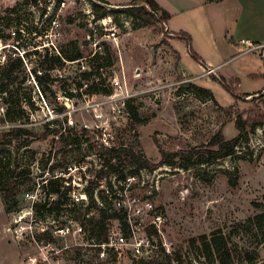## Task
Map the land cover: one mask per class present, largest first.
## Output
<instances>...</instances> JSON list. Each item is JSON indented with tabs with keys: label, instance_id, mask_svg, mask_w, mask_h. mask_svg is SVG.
<instances>
[{
	"label": "rangeland",
	"instance_id": "rangeland-1",
	"mask_svg": "<svg viewBox=\"0 0 264 264\" xmlns=\"http://www.w3.org/2000/svg\"><path fill=\"white\" fill-rule=\"evenodd\" d=\"M106 1L107 4L95 0H0V13L5 16L0 25L3 35L0 61L10 54L19 56L23 64L16 68L15 84L11 87L13 111L16 113L21 107L26 112L21 121L29 116L36 129L48 121L77 131L87 125L92 135L91 127L99 123L93 108L98 111L102 108L108 124L101 126L112 134L111 145L140 144L146 158L158 163L160 150L193 151L195 159L208 158V151L216 149L208 146L215 134L220 132L225 140L239 134L235 127L238 115L246 118L264 112V74H259L264 69V58L259 53L246 51L236 60L222 64L212 61V66L220 65L215 73L225 79L231 87L229 91L213 74L204 73L207 66L203 60L193 58L186 39L166 31L165 22L124 23L121 21L125 18L118 15V38L112 41L105 37L94 19L97 7H102L106 15L114 12L117 15L115 10L129 3V0ZM185 30L197 47L199 35L193 33L192 27ZM70 40L76 42L85 57L81 61H65L63 66L49 71L40 90L32 72L38 55L31 51L36 49L43 54L46 48L49 53L57 52V48L66 49ZM243 49L239 46L234 52ZM90 70L96 73L95 77L86 81L81 73ZM250 72L258 74L248 75ZM115 77L120 78L121 87H113ZM96 81L100 83L98 86L110 89V94L89 91L87 85ZM193 86L209 89L214 99L200 96ZM65 92L74 96L69 98ZM247 93L252 95L244 96ZM29 97L33 107L29 105ZM127 102L137 107L142 123L132 127L130 115L126 116ZM60 105L65 107L61 112ZM5 109L6 104L0 99V133L10 126L3 119ZM68 118L73 120L70 125ZM239 135L233 154L214 162L195 163L187 169L167 164L155 168L160 174L159 190L151 201L164 216L161 242L169 250L165 253L180 254L182 264H207L199 248L192 247L189 241L202 234L218 235V231L229 238L232 249L229 264H246L245 252L256 253L252 264H264V223L262 227L251 225L248 230L240 226L264 209L260 207L264 205V125L253 130L246 127V132ZM0 146L8 149L5 161L16 162L19 167L12 178L17 189L16 201L6 202L0 192V264H23L33 247L23 236L15 235V215L25 214L32 201L50 206L57 194L48 192L47 179L56 175L63 176L59 184L70 193L61 199L60 215L64 218V214L83 211L80 195L95 181L102 161L93 144L60 147L51 143L50 137L35 140L20 150L15 143ZM102 169L106 171L105 167ZM125 171L127 168L119 167L116 174ZM233 179L236 182L232 185ZM86 199L89 201L87 196ZM150 259L156 264H176L162 250ZM132 262L131 257L122 255L111 264Z\"/></svg>",
	"mask_w": 264,
	"mask_h": 264
},
{
	"label": "trees",
	"instance_id": "trees-1",
	"mask_svg": "<svg viewBox=\"0 0 264 264\" xmlns=\"http://www.w3.org/2000/svg\"><path fill=\"white\" fill-rule=\"evenodd\" d=\"M100 3L107 4L106 0H95ZM97 7V6H96ZM10 9V8H9ZM99 10H95L94 19H100L109 15H106V11L102 7H97ZM114 14V19L118 20V15H123L125 17H130L131 22L134 20L140 21L142 23L150 24V23H159V22H167L170 18V14L163 9L156 0H129V3L126 7H122L120 9H116ZM119 13V14H118ZM5 16L0 13V25L4 20ZM180 38L186 39L188 43V52L189 54L200 61V57L192 50L189 45L190 37L188 34L184 32L177 33ZM0 39H3V35L0 31ZM45 52L38 53V51L32 50V54H37L38 59L35 62V67H32V72L34 75V79L37 84L41 86L45 77H47L48 72L58 69L63 66L65 61H74L79 60L85 57L80 49L77 48L76 42L70 40L67 44L66 49H58L57 52L49 53L45 48ZM22 61L19 56L12 57L10 54L4 61H0V99L6 104V109L4 112L3 119L6 120L10 126L1 131V144L11 145L15 143L16 149L20 150L24 147L29 146L35 140H45L50 137V141L53 144H57L60 147H66L69 145H79V144H87L90 143L94 145L95 152L98 157L102 161L101 169L97 172V177L95 181H92L89 186L85 187V192L88 196L89 202L83 208V211H77V218L81 221L85 230L91 235L98 239L105 238L106 235V220L109 217L115 218L118 215L115 212H111L109 215L106 210L99 207L97 205L96 200L94 199L93 192L96 188L97 181L102 179L103 177L108 176L109 173L119 172V167L127 168L129 166H136L139 168H146L149 170H154L157 166L161 164H167L170 166H179L181 168L187 169L195 163H208L214 162L218 158L226 157L233 154L236 146L239 144V134L246 132V127H249L250 130H253L256 126L264 125V112L255 113L252 116L242 118L241 115H238L235 120V127L238 130L239 134L230 139L225 140L220 132L215 134L208 143L209 147L216 148L214 150L208 151L210 153L208 158H200L195 159V154L193 151H185V150H176L171 153H166L164 151L160 152V161L158 163H152L149 161L144 155L140 144L135 146L133 145H124L122 143L118 145H114L112 147H105L102 145H97L95 140V135H90V131L87 128L81 127L78 131L73 127H60L55 124H51V122H46L41 125L40 128H35L31 122L29 121V116L26 117V120L21 121L26 113L24 109L20 107L18 112H14V105L12 104V90L11 87L15 84V75L16 68L22 66ZM101 65H98V68ZM98 71V70H97ZM95 74L92 70L83 71L81 73L82 78L86 81L91 80V76L95 77ZM213 77L221 82L225 89L231 91V87L225 81L224 78H218L213 75ZM236 82V81H235ZM96 83V84H95ZM99 81L91 82V85H87L88 90L93 93H102V94H110V89L107 87H103ZM79 87L81 85H78ZM196 89V92L199 93L200 96L214 99L212 92L209 89H205L199 86H193ZM67 97L74 96L71 92H65ZM251 94H244V96H250ZM53 98L55 99V93H53ZM29 105L34 106L32 99L29 97ZM126 109L130 115L131 122L130 124L133 127L135 123H142L143 120L139 117L137 107H134L132 104L127 102L125 104ZM65 109L63 105H60L58 111L61 112ZM6 147V146H5ZM0 146V192L3 194V197L6 202L16 201L17 189L16 184L12 181V178L15 176V172L17 170L18 165L16 162H6L5 161V153H7L8 149ZM102 167L106 168V171L102 169ZM10 168V169H9ZM63 176H57L53 178L47 179L49 183V193L57 194L55 200L52 201L50 206H47L46 203L34 204L33 207L36 210L44 209L48 213L56 212L59 213L60 206L62 205L61 199L65 197V191L60 192L61 184L59 181H63ZM231 180V179H230ZM230 184H235L236 179L230 181ZM99 196H101L99 194ZM103 198V197H101ZM260 207H264L261 205ZM95 209L97 212V217L86 218L85 214L91 210ZM264 223V209L262 208L260 213L255 214L252 217L247 218L240 226L246 230L250 228L252 225H258L262 227ZM229 238L224 235L221 231H218V235H215V232L210 235L202 234L197 237H193L190 239V245L195 248H199L200 253L205 258L207 264H229L232 261V249L228 245ZM262 240H264V234L262 235ZM198 244V245H197ZM164 255L168 260H174L176 264H182L183 260L181 259L180 254H174L170 256L165 253V250L162 249ZM250 255L249 252H245L243 255V259L246 264H252L251 261L256 255ZM137 264H156L154 259H141L137 262ZM188 264V263H187Z\"/></svg>",
	"mask_w": 264,
	"mask_h": 264
},
{
	"label": "built area",
	"instance_id": "built-area-1",
	"mask_svg": "<svg viewBox=\"0 0 264 264\" xmlns=\"http://www.w3.org/2000/svg\"><path fill=\"white\" fill-rule=\"evenodd\" d=\"M123 17L125 19L120 20L121 22L131 21L130 17ZM97 22L105 32V37L112 41L118 38L116 20L113 15L97 19ZM241 42L245 44L248 51L258 49L264 51L263 44L245 40ZM204 73H211L217 77L213 69H207ZM112 83L114 88L121 87L118 77L113 78ZM93 111L94 118L99 122L91 127L97 145L114 146L111 145L114 140L112 134L102 130L104 126L101 125L108 124L105 121V111L102 108L99 111L93 108ZM126 116L129 117L128 111ZM67 123L70 125L73 120L68 118ZM83 126L89 128L87 125ZM158 170L150 171L146 168L129 166L122 175L116 173L109 175V173L108 176L97 181L93 192L97 205L106 210L108 215L111 212L118 215L106 220L104 239L91 236L76 214H64L63 218L60 215L61 212L53 215L55 211L48 213L46 210H36L33 205L37 204V200L32 201L31 208L25 214L15 215L13 221L15 235L23 236L33 247V250L25 255L23 264H111L122 255L131 257L132 264H137L141 259H150L165 246L161 242L164 216L154 208L151 201L154 192L159 190ZM57 176L59 175L54 177ZM62 191L69 192L66 191L65 186H62ZM27 196L33 198L31 194ZM86 196L84 190V193L80 195L82 202L79 203L83 208L89 202L86 201ZM93 214L91 209L85 217H97ZM164 250L169 252L167 248Z\"/></svg>",
	"mask_w": 264,
	"mask_h": 264
},
{
	"label": "crops",
	"instance_id": "crops-1",
	"mask_svg": "<svg viewBox=\"0 0 264 264\" xmlns=\"http://www.w3.org/2000/svg\"><path fill=\"white\" fill-rule=\"evenodd\" d=\"M156 2L170 14V18L165 22L166 31L188 34L185 29L192 27L193 33L199 35L201 39L198 46H194L190 39V47L194 48V52L203 60L207 69H213L214 73L220 66L218 64L240 57L248 51L241 40L264 45V0H156ZM187 24L191 27L186 28ZM171 25L177 28H171ZM239 46H243L244 49L234 52ZM173 49L180 56L178 49L174 46ZM256 52L264 58L262 49ZM212 61L219 63L212 66ZM253 64L255 65V62ZM257 74L250 72L248 75ZM259 74H264V69Z\"/></svg>",
	"mask_w": 264,
	"mask_h": 264
}]
</instances>
